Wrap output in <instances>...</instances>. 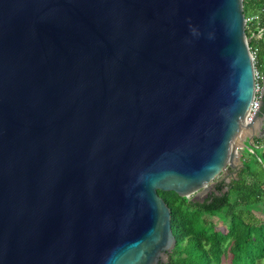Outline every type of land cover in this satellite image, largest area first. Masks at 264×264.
Here are the masks:
<instances>
[{"label": "water", "instance_id": "obj_1", "mask_svg": "<svg viewBox=\"0 0 264 264\" xmlns=\"http://www.w3.org/2000/svg\"><path fill=\"white\" fill-rule=\"evenodd\" d=\"M244 25L241 0H0V264H163L156 190L203 194L260 131Z\"/></svg>", "mask_w": 264, "mask_h": 264}, {"label": "trees", "instance_id": "obj_2", "mask_svg": "<svg viewBox=\"0 0 264 264\" xmlns=\"http://www.w3.org/2000/svg\"><path fill=\"white\" fill-rule=\"evenodd\" d=\"M241 2L244 17L255 16L245 22L244 33L248 47L256 48L253 66L264 79V40L251 37L264 27V0ZM260 100V112H264V92ZM259 140L251 138V151L240 150V165L234 173L227 181L217 177L212 190L200 200L156 190L169 208L174 237L163 264H264V150ZM213 217L223 230L216 227Z\"/></svg>", "mask_w": 264, "mask_h": 264}, {"label": "built area", "instance_id": "obj_3", "mask_svg": "<svg viewBox=\"0 0 264 264\" xmlns=\"http://www.w3.org/2000/svg\"><path fill=\"white\" fill-rule=\"evenodd\" d=\"M255 16H249V17H244V21L245 22H249L252 19H254ZM263 31H264V27H260L258 28L256 33H251V37H255V38H259L264 40V35H263ZM247 42H248V38H247ZM249 53L250 56L252 58V62L254 59V55H255V51L256 48H249ZM253 97L251 99L249 108L246 112V116H245V121L248 122L251 120V118L258 112L259 107H260V99H261V94H262V88H263V77H261L260 73L253 68ZM257 137H259V147L262 148L264 150V112L260 113V131L259 133L256 135Z\"/></svg>", "mask_w": 264, "mask_h": 264}, {"label": "rangeland", "instance_id": "obj_4", "mask_svg": "<svg viewBox=\"0 0 264 264\" xmlns=\"http://www.w3.org/2000/svg\"><path fill=\"white\" fill-rule=\"evenodd\" d=\"M252 129V128H251ZM251 129L247 130L246 132L250 131ZM252 133V132H251ZM256 131L254 130L253 132V136H256ZM246 135L248 134H243L242 138L241 139H244L243 142L247 141L246 139ZM254 149H256L255 151L259 152L258 151V148L256 146H254ZM241 149H237V154H239ZM232 171V170H231ZM232 173L227 171V169H224L222 171V173L218 176L219 178H224L226 179V177H228L229 175H231ZM214 184V181L213 182H210L207 186V190L203 192V194L200 193V191H197L196 194L193 193V194H190L188 197L192 198V199H196V200H200L202 197H204L208 192H210L212 190V186ZM212 220L215 222V225L218 229H222L223 230V224L218 222L217 219H215L214 217L212 218Z\"/></svg>", "mask_w": 264, "mask_h": 264}, {"label": "bare ground", "instance_id": "obj_5", "mask_svg": "<svg viewBox=\"0 0 264 264\" xmlns=\"http://www.w3.org/2000/svg\"><path fill=\"white\" fill-rule=\"evenodd\" d=\"M249 129H251V128H249ZM249 129H245V130L241 131V132H240V134H239V136H238V139H237V141H238V140H241V138H242L243 134H247V133H249V131H248V132H246V131H247V130H249Z\"/></svg>", "mask_w": 264, "mask_h": 264}, {"label": "crops", "instance_id": "obj_6", "mask_svg": "<svg viewBox=\"0 0 264 264\" xmlns=\"http://www.w3.org/2000/svg\"><path fill=\"white\" fill-rule=\"evenodd\" d=\"M258 134V133H257Z\"/></svg>", "mask_w": 264, "mask_h": 264}]
</instances>
